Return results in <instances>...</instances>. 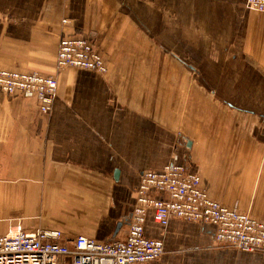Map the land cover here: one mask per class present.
Returning <instances> with one entry per match:
<instances>
[{
	"label": "crops",
	"instance_id": "1",
	"mask_svg": "<svg viewBox=\"0 0 264 264\" xmlns=\"http://www.w3.org/2000/svg\"><path fill=\"white\" fill-rule=\"evenodd\" d=\"M72 34L103 54L105 74L56 69ZM164 54L200 69L231 107L189 114L185 141L163 109V86L178 85ZM0 68L58 80L48 114L0 92V235L19 224L123 240L140 174L175 157L211 198L264 221V15L246 0H0ZM215 231L179 218L163 227L149 209L144 234L165 248L151 264H264Z\"/></svg>",
	"mask_w": 264,
	"mask_h": 264
},
{
	"label": "built area",
	"instance_id": "2",
	"mask_svg": "<svg viewBox=\"0 0 264 264\" xmlns=\"http://www.w3.org/2000/svg\"><path fill=\"white\" fill-rule=\"evenodd\" d=\"M246 2L251 11L264 12V0ZM68 67L99 74L108 71L103 54L90 40L76 34L64 35L58 44L56 69ZM57 88L54 75L0 68V92L36 99L42 114L52 110ZM155 193H163L165 198ZM136 194L125 239L102 242L84 235L68 237L59 229L26 231L18 224L0 235V264H151L165 248L163 240L144 234L149 209L163 227L172 218L211 223L216 227L218 245L264 253V221L211 198L202 188L200 176L177 157L159 172H142Z\"/></svg>",
	"mask_w": 264,
	"mask_h": 264
},
{
	"label": "rangeland",
	"instance_id": "3",
	"mask_svg": "<svg viewBox=\"0 0 264 264\" xmlns=\"http://www.w3.org/2000/svg\"><path fill=\"white\" fill-rule=\"evenodd\" d=\"M259 15H264V12H255ZM174 61V62H173ZM164 67L170 68L171 63H177L178 69L173 65V69L167 73L164 71V77L168 76L178 81V85L175 87L163 86V109L164 111H168V113H172L176 116L175 120H177L178 128L180 132L182 131L183 141L187 139L186 129H187V118L190 114L194 115L196 119L202 115L203 112L206 114L218 109H230L228 106L230 103L227 101H220L215 99L216 96L210 95L217 91L215 87H211L210 85H206L204 80V76L200 69H189L181 60H173L172 58H168L166 54H164L163 58ZM174 80V81H176ZM172 89L175 95L172 96ZM214 99L213 101H209ZM209 101V102H208ZM233 109L235 108L232 107ZM9 229V228H8Z\"/></svg>",
	"mask_w": 264,
	"mask_h": 264
}]
</instances>
